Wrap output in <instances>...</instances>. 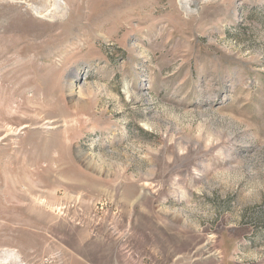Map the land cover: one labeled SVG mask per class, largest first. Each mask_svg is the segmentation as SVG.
Here are the masks:
<instances>
[{
	"label": "rangeland",
	"instance_id": "1",
	"mask_svg": "<svg viewBox=\"0 0 264 264\" xmlns=\"http://www.w3.org/2000/svg\"><path fill=\"white\" fill-rule=\"evenodd\" d=\"M59 2L0 0V264H264V0Z\"/></svg>",
	"mask_w": 264,
	"mask_h": 264
},
{
	"label": "bare ground",
	"instance_id": "2",
	"mask_svg": "<svg viewBox=\"0 0 264 264\" xmlns=\"http://www.w3.org/2000/svg\"><path fill=\"white\" fill-rule=\"evenodd\" d=\"M60 0H57V4L59 5V2ZM187 0H185V1H182L181 0V3H183V2H186ZM63 4V3H62ZM74 82V79H70V81H69V85H72V83ZM177 217H178V215H177ZM12 256V255H11ZM9 258H10V256H9ZM11 261H13V259H11Z\"/></svg>",
	"mask_w": 264,
	"mask_h": 264
}]
</instances>
